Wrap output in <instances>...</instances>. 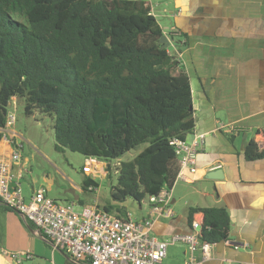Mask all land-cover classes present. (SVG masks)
I'll return each instance as SVG.
<instances>
[{
  "label": "trees",
  "instance_id": "1",
  "mask_svg": "<svg viewBox=\"0 0 264 264\" xmlns=\"http://www.w3.org/2000/svg\"><path fill=\"white\" fill-rule=\"evenodd\" d=\"M162 35L142 0H0V129L10 101H21L25 116L52 120L56 152L103 160L106 176L111 161L145 144L117 162L110 199L140 207L168 193L180 169L174 141L193 133L194 118L189 78L177 55L160 48ZM244 157L263 153L250 141ZM86 181L84 189L96 187ZM111 208L101 211L125 217ZM194 214L201 243L227 240L225 208L190 209V226Z\"/></svg>",
  "mask_w": 264,
  "mask_h": 264
},
{
  "label": "crops",
  "instance_id": "2",
  "mask_svg": "<svg viewBox=\"0 0 264 264\" xmlns=\"http://www.w3.org/2000/svg\"><path fill=\"white\" fill-rule=\"evenodd\" d=\"M142 1L149 5L154 18L153 6L162 1L166 8L171 2L178 7L168 9L173 24L161 29L172 46L170 53L177 55L190 82L194 130L186 142L191 143L196 135L203 138L197 148L196 173L189 175L184 170L189 182L176 181L167 193L170 201L165 207L172 216L158 217L149 205L140 220L152 218V234L166 241L173 234L190 232V209L225 208L231 222L227 240L212 244L203 264H264V0ZM175 31L184 37L174 35ZM10 102L15 104L17 100ZM22 141L16 120L0 129V159L8 165L13 177L9 188L18 184L24 203L40 188L45 189L46 197L56 201L50 195L58 184L57 174L69 182L76 194L87 192L83 187L91 179L90 167L85 169L82 186L57 168L54 174L51 171L34 174L28 158L21 156ZM250 141L256 143L262 158L245 159ZM16 147L19 160L14 162L11 156ZM105 166L106 163L98 168L103 177ZM215 169L222 170V180L204 178ZM86 188L92 191L96 187ZM64 203H73L77 209L86 205L104 208L78 196L75 201L67 199ZM110 214L117 215L115 211ZM192 221L201 223V214H194ZM234 243L247 247L236 248L232 246ZM196 256L200 258L199 253ZM185 258L183 244L169 246L163 264H183ZM0 264L88 262L71 260L20 214L0 204Z\"/></svg>",
  "mask_w": 264,
  "mask_h": 264
},
{
  "label": "built area",
  "instance_id": "3",
  "mask_svg": "<svg viewBox=\"0 0 264 264\" xmlns=\"http://www.w3.org/2000/svg\"><path fill=\"white\" fill-rule=\"evenodd\" d=\"M14 115L8 114L5 126L14 123ZM203 135H196L191 143L174 141V152L179 159L180 169L176 181L189 182L183 171L196 173L197 148ZM12 161L19 160V150L12 153ZM8 165L0 159V204L20 214L59 251L76 262L88 264H163L167 248L183 244L186 258L183 264H203L209 256L212 244L199 240L201 223L192 222L187 234H173L168 240H159L152 234V218L135 220L131 214L118 218L98 210L94 205L75 210L73 203H59L45 195V189L36 190L28 203H24L18 184L9 188L12 180ZM170 198L162 191L149 198L148 203L158 217H171L165 206ZM246 248L247 244H232ZM200 254L197 258L196 254Z\"/></svg>",
  "mask_w": 264,
  "mask_h": 264
},
{
  "label": "rangeland",
  "instance_id": "4",
  "mask_svg": "<svg viewBox=\"0 0 264 264\" xmlns=\"http://www.w3.org/2000/svg\"><path fill=\"white\" fill-rule=\"evenodd\" d=\"M177 10L175 4L167 6L160 3L159 6H153L154 16L160 28L169 27L173 24V19L167 15L168 9ZM172 11V10H170ZM172 46L168 47V51L172 52ZM8 114H13L16 120V127L23 135L21 156L27 157L31 164L34 174H43L44 171H51L54 174V168L71 176L79 186H82L85 169L91 168L89 177L96 184V188L92 191L85 188L87 192H76L70 186L68 181H65L61 175L57 174L56 179L58 184L52 188L51 197L57 202L64 203L65 200L75 201V196L86 202L96 203L98 207H107L111 205V210L119 209L120 211H128L135 220H140V217L149 208L148 199L145 198L140 205V209L134 201L128 199L123 204L113 202L110 199V187L116 183L115 166L119 161L130 160L135 157L146 145H140L130 152L124 154L119 161L110 162V172L108 176L103 177L98 168L104 166V161L85 157L78 153H72L64 150L59 153L54 150V139L52 132V120L48 116L41 115L35 112L32 116H25L23 113V104L17 101L15 104L10 102L8 105ZM76 211L79 209L75 208Z\"/></svg>",
  "mask_w": 264,
  "mask_h": 264
},
{
  "label": "water",
  "instance_id": "5",
  "mask_svg": "<svg viewBox=\"0 0 264 264\" xmlns=\"http://www.w3.org/2000/svg\"><path fill=\"white\" fill-rule=\"evenodd\" d=\"M158 44L160 45L161 49H166L169 47L170 42L166 39L164 35H162L158 41ZM204 178L207 180H222L223 178L222 170L220 169L211 170L206 173Z\"/></svg>",
  "mask_w": 264,
  "mask_h": 264
}]
</instances>
